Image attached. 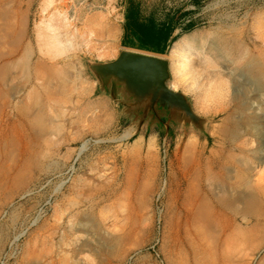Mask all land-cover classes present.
<instances>
[{
  "label": "rangeland",
  "instance_id": "1",
  "mask_svg": "<svg viewBox=\"0 0 264 264\" xmlns=\"http://www.w3.org/2000/svg\"><path fill=\"white\" fill-rule=\"evenodd\" d=\"M26 1H20L23 10ZM153 4L160 19L170 14L188 21L166 53L163 88L180 99L173 107L138 100L116 71L107 76L97 71L120 54L122 15L130 6ZM30 5L29 35L41 17L55 13L51 24L62 22L56 31L62 32L64 49L45 57L72 76L59 100L46 104L45 122L23 129L41 161L20 192L0 196V264H264L258 244L264 227L251 230L249 222L264 218V163L253 160L261 157L255 149L260 139L243 145L247 130L235 129L228 119V98L213 104L220 109L209 103L207 113L190 93L170 88L175 78L169 58L175 41L187 34H196L204 50L228 32L254 53L252 43H261L255 24H264V0H32ZM27 67L15 68V81L4 87L6 95L16 96L12 119L33 106L31 97L17 101L36 82L33 67ZM99 77L107 83L103 96L96 89ZM237 79L243 84V77ZM98 99L103 106L94 110ZM225 158L231 185L254 194L248 202L238 201L235 210L206 200L207 187L221 183L217 165ZM246 168L253 170L247 174Z\"/></svg>",
  "mask_w": 264,
  "mask_h": 264
},
{
  "label": "bare ground",
  "instance_id": "2",
  "mask_svg": "<svg viewBox=\"0 0 264 264\" xmlns=\"http://www.w3.org/2000/svg\"><path fill=\"white\" fill-rule=\"evenodd\" d=\"M20 1L0 0V196L21 189L28 181L29 171L39 165L42 154L40 151H36L32 145H29L30 143H28L26 138L27 134L24 135L25 130L23 129L34 126L35 122H39L40 119L45 122L42 117L46 104L59 100V95L62 91L69 87L72 76L71 72L68 73V70L65 71L59 66V62H53L54 60L50 62L45 57L47 52L55 51L56 55H58L64 49L65 42L62 38L63 35H61L62 32L56 31L62 28V22L60 24L57 23V26H55L56 24H51L55 13L47 17H41L38 22L33 24L32 34L29 35L27 10L32 0L26 1L27 7L25 10L19 6ZM57 15H60L58 10L56 11ZM66 19H68L67 16L62 18V20ZM258 25L260 33L258 38H260L261 43H252L253 48L256 50L254 53L243 40L228 32L217 35L215 42L204 50L197 45L198 37L196 34L181 36L175 41L170 51V70L175 78L174 81L172 80L170 88L177 87L183 92L190 93L193 96L194 105L199 106V109L204 107L207 110L209 103L213 105L217 101L228 98L229 101L226 100V104L232 103V110L227 114L228 119L232 120L231 124L234 125L235 129L240 128L248 131H246L248 137L243 139V145L250 144L252 137L257 136L260 139V144L255 149L260 152L261 157L253 160L264 163V115L261 111V106L264 104V24H255V26ZM45 29H49L51 32L45 31ZM49 58L53 59L54 56ZM27 66L33 67L36 82L33 85V91L31 92L30 90V93L23 92L21 98L17 101L31 97L34 100L33 106L29 108L26 105L29 108L28 111H24L25 114L21 113L20 118L18 117L19 120L12 119L10 116L14 106H12L11 98L14 100L13 98L16 96L15 93L6 95L4 87L15 79V68H26ZM238 77L244 78L243 84L237 82ZM18 96L20 97V95ZM34 106L36 110L32 109ZM102 106V102L98 99L91 107L94 110H98ZM218 108L215 107V109ZM223 109L221 110L223 111ZM91 115L89 117L92 118L93 116ZM89 117L88 119L90 120ZM13 135L18 138L14 139ZM16 145L18 146L17 148ZM245 152L252 155L253 150ZM228 159L225 158L224 164L217 165L218 169L223 173L222 180L220 177V185L216 188L208 186L206 189V200L212 202L213 206L220 208V210L228 208L235 210L237 209L236 203L238 201L244 200L248 202L251 198L254 199L252 191L238 192L237 187L235 188V186L231 185L232 182L228 181V174L231 170H229L226 163ZM252 170L253 168H246L243 171L248 174ZM236 172L242 171L236 169ZM256 172L259 173L260 171L257 170ZM231 177L234 179V176ZM259 187L258 191H262L263 189L260 187V190ZM203 191L205 190L203 189ZM249 220L251 230L258 231L264 227V218L257 217ZM258 240H260L258 244H260V249H262L264 247V236L261 239L258 238Z\"/></svg>",
  "mask_w": 264,
  "mask_h": 264
},
{
  "label": "crops",
  "instance_id": "3",
  "mask_svg": "<svg viewBox=\"0 0 264 264\" xmlns=\"http://www.w3.org/2000/svg\"><path fill=\"white\" fill-rule=\"evenodd\" d=\"M159 14V11L156 13V4L149 7L130 6L122 15L119 49L120 52L130 53L144 59V68L147 74H151L146 77L147 81L130 82L126 80L129 83L124 81L131 86L134 94L139 97L138 100L144 101L145 99L147 102H152L155 108L157 102L166 103L168 107H173L176 103L174 96L168 92L162 96L163 100L160 99L162 89L160 72L162 63L166 62V53L173 38L188 25L187 20H177L176 15L172 17L166 14L168 18L160 19ZM97 83L96 89L99 88L100 96H103L106 93L107 83L102 77L98 78ZM152 106L149 110L153 109Z\"/></svg>",
  "mask_w": 264,
  "mask_h": 264
},
{
  "label": "water",
  "instance_id": "4",
  "mask_svg": "<svg viewBox=\"0 0 264 264\" xmlns=\"http://www.w3.org/2000/svg\"><path fill=\"white\" fill-rule=\"evenodd\" d=\"M143 61H144V59L140 56H135L133 54L125 53V52H120L118 58L114 62L108 64L107 66L99 67L97 71L102 76H107L110 73H112L113 71H116V75L118 74V76L122 80H125V81L127 80L130 82L140 80L142 82H146L147 81L146 77L151 75V74H149V73L147 74V70L144 68L145 66H144ZM165 73H166V62H163L161 72H160V74H161L160 75V82L162 85L160 99H163L162 96L166 94L165 92H168L169 94H172L174 96V98L176 99V102L180 103V99L178 98V96L175 93L163 88V85H164L163 81L165 79ZM154 74L156 75V73H154ZM155 81H156V78H155ZM126 82H125V84H126ZM127 83H129V82H127ZM127 86H129L131 88V86L129 84Z\"/></svg>",
  "mask_w": 264,
  "mask_h": 264
}]
</instances>
